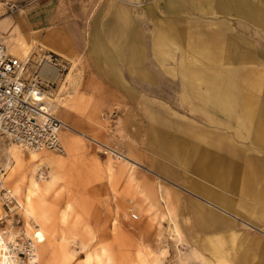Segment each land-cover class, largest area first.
Here are the masks:
<instances>
[{
  "label": "rangeland",
  "instance_id": "rangeland-1",
  "mask_svg": "<svg viewBox=\"0 0 264 264\" xmlns=\"http://www.w3.org/2000/svg\"><path fill=\"white\" fill-rule=\"evenodd\" d=\"M152 3L130 9L117 55L118 43L105 40L96 53L86 48L82 62L59 58L65 81L46 90L63 88L48 102L58 103L51 113L67 125L64 152L37 151L51 157L31 161L30 150L0 138L3 185L40 242L38 264H264V146L250 136L256 119L242 125L237 109L209 97L206 80L228 72L242 89L249 72L264 128V0L170 1L167 10L166 1ZM244 9L253 14L244 17ZM208 36L222 42L220 61L206 56L215 49V40L209 49L203 43ZM25 44L34 61L50 53ZM9 150L19 163L6 159ZM249 161L260 174L247 185ZM32 180L42 196L28 217ZM3 262L10 264L0 252Z\"/></svg>",
  "mask_w": 264,
  "mask_h": 264
},
{
  "label": "crops",
  "instance_id": "crops-1",
  "mask_svg": "<svg viewBox=\"0 0 264 264\" xmlns=\"http://www.w3.org/2000/svg\"><path fill=\"white\" fill-rule=\"evenodd\" d=\"M153 1L154 0H0V43H2L5 48L7 47L9 52L11 51L8 49V42L11 44L20 42L24 46H26L25 43H27L43 52L59 55L67 61L72 58L82 62L86 48H91L92 53H96L103 47L102 43H104L105 40H110L118 43L116 51L113 52L117 55L116 52L122 45L123 36L128 33L125 32L123 24H131V18H128V16H132V11H130V9L138 13V11L141 10V6H145V8H147L148 5L153 6ZM165 1L167 2V7L163 5L164 9L168 8L170 1L180 2L185 0H162V2ZM190 1H195L196 3L197 0ZM226 1L229 3V0ZM7 5H10L12 10L9 11ZM121 6L124 8L122 7V9ZM173 9L176 10L175 8ZM251 14H253L252 11L249 12V10L246 9L242 12L244 17L250 16ZM132 32L133 30L131 31L130 28V33ZM210 37L211 36H208V38ZM212 40L215 39L211 37V39H206V41L203 42L208 49L212 47ZM221 43L220 41L217 43L215 40L214 51H205L206 56L210 57L211 61L221 60L219 52L220 48H222ZM130 47H132V45H130ZM103 57L110 59L112 55L108 52H104ZM70 62L71 61L68 63L70 64ZM248 74L249 72H246L244 74L245 77L240 78L242 89H238V82L233 80L234 82L231 84L229 82L231 80L227 79L229 75L228 72H217L213 78L206 79L211 83L209 97H211L212 100H218L221 105H226V108L230 107L232 111L233 109H237L239 114L238 119L241 121L242 125H245V121L247 123L250 119H256L253 129L251 132L249 131L251 140L264 146L263 122L261 116L258 115L261 109L253 96L252 79L249 80L246 78ZM65 77L63 78L64 81ZM71 82H73L71 84V89L75 90L77 84L74 81ZM69 87V84L66 85L65 91L68 90ZM62 89L63 88L57 89L54 95L59 96ZM46 105L51 109H55L58 103L55 101L54 104L52 101H47ZM40 157L43 159L42 161H45L48 159L47 157L51 156L43 155ZM254 168L252 161H249L248 172L244 175V183L247 185L252 184L260 174L254 171ZM190 191H193V189H190ZM204 198L203 200L208 205L217 207L215 203L211 201L213 200L211 197ZM173 228L176 231V227L174 226Z\"/></svg>",
  "mask_w": 264,
  "mask_h": 264
},
{
  "label": "built area",
  "instance_id": "built-area-1",
  "mask_svg": "<svg viewBox=\"0 0 264 264\" xmlns=\"http://www.w3.org/2000/svg\"><path fill=\"white\" fill-rule=\"evenodd\" d=\"M7 9L10 11L12 7L7 5ZM28 55L20 58L0 43V137L23 149L59 152L62 125L47 110L41 96L55 82L47 77L49 73L42 64L45 62L48 68H56L58 72L64 68L56 54L48 53L35 61ZM99 148L102 153L119 158L110 148L103 145ZM3 177L4 170L0 166V234L6 245L3 252L12 257L14 264H34L33 247L25 234L19 206L4 187ZM136 218L135 214H130L131 220Z\"/></svg>",
  "mask_w": 264,
  "mask_h": 264
},
{
  "label": "bare ground",
  "instance_id": "bare-ground-1",
  "mask_svg": "<svg viewBox=\"0 0 264 264\" xmlns=\"http://www.w3.org/2000/svg\"><path fill=\"white\" fill-rule=\"evenodd\" d=\"M6 45V44H5ZM8 46V45H7ZM11 49H13V50H16L17 51V53L15 52V53H11V52H9L8 50V52L9 53H11V54H13V55H16V56H18V57H20V58H25V57H27V56H29L28 54H29V51H28V48L26 47V46H24L22 43H20V42H14L13 44H11L10 43V46H9ZM8 47V49L10 50V48ZM6 49H7V47H6ZM211 52V51H210ZM46 56V55H45ZM46 57H43V59H45ZM59 58H60V56H59ZM62 58V57H61ZM45 63V62H44ZM42 64V68L43 69H45L46 70V72L47 73H49L48 74V78L50 79V80H53L55 83H57V82H59V80H63L62 78H64V76H63V74H64V72L62 73V72H58V70L56 69V68H48L47 67V65L46 64ZM60 64H61V66L63 67V68H66L65 66H64V64L62 63V62H60ZM42 69V70H43ZM41 70V71H42ZM243 80V79H242ZM212 82V81H211ZM258 85V84H257ZM245 86V85H244ZM48 92V90H46V92L45 93H43L41 96H42V100L44 101V104H45V107L47 108V110L48 111H50L51 112V108L50 107H48L47 105H46V102L47 101H49L50 100V98H53V95L55 94V93H53V92H51V91H49L48 93V96H46V93ZM56 92V91H55ZM60 121V124L62 125V126H66L67 127V125L64 123V122H62L61 120H59ZM71 128V127H70ZM59 137H60V133H59ZM1 138V137H0ZM9 141V140H8ZM11 142V141H10ZM60 143H61V141H60ZM12 144H14L13 142H12ZM15 146H17V147H20V146H18V145H16V144H14ZM20 148H22V147H20ZM61 148H62V150L61 151H59L60 153L61 152H64V147H63V144L61 143ZM23 149V148H22ZM26 150H30V149H26ZM40 151H42V150H40ZM48 151H51V150H48ZM39 153H37V151L35 152V151H33V150H30L29 151V159L31 160V161H37V160H43L41 157H40V155H38ZM11 156L14 158L13 160H14V162L16 161V162H18L19 163V161H20V156L15 152V151H12V150H9L8 151V155H7V160H10V158H11ZM8 162V161H7ZM5 163V165H7L6 166V169L7 168H12V165H9L8 163ZM0 166L3 168V170H4V177H3V183H4V178H5V173H6V171H5V169H4V167L0 164ZM14 166V165H13ZM12 172V171H11ZM31 183H30V188H28L27 189V191H26V193H25V196H24V199H25V201H24V211H25V214H26V216H30V214L33 212V213H35V210H37L36 209V207H35V210H34V206H33V203H34V199H36V201H38V204L40 203V198H41V196H42V189H41V187H39L37 184H36V182H34L33 180L32 181H30ZM49 182V181H48ZM16 188V187H15ZM14 191H16V190H14ZM10 193V192H9ZM11 194V193H10ZM12 195V194H11ZM13 197H15L14 195H12ZM15 199V198H14ZM17 202V201H16ZM36 203V202H35ZM18 204V203H17ZM18 206H19V204H18ZM21 206V205H20ZM20 206H19V209H18V213H19V210H20ZM21 210H22V207H21ZM22 213H23V210H22ZM20 214V213H19ZM33 215V214H32ZM35 215V214H34ZM21 216V215H20ZM24 216V215H23ZM32 217V216H31ZM22 218V217H21ZM23 220V219H22ZM24 223H23V227H24V230H25V234L28 236V237H30V240H31V244H32V247H33V251H34V254H33V260H34V264H38V249H37V245L40 243L39 241H37L35 238H33L32 237V232L31 233H29L28 232V229H27V223H26V221H23ZM28 222L30 223V226H32V228L35 230V229H37V227L38 226H36L35 225V223L31 220V219H29L28 220ZM5 248H6V245H5V243H4V240H3V238H2V236H1V234H0V250L3 252L4 250H5ZM4 253V252H3ZM4 255L6 256V258L9 260V262H10V264H14V261H13V259H12V257L11 256H7L5 253H4ZM3 264H5L4 262H3ZM24 264H31V262H26V263H24Z\"/></svg>",
  "mask_w": 264,
  "mask_h": 264
}]
</instances>
